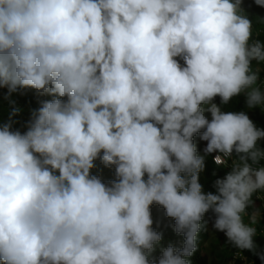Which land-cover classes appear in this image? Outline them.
Listing matches in <instances>:
<instances>
[{
	"label": "clouds",
	"instance_id": "9594fccd",
	"mask_svg": "<svg viewBox=\"0 0 264 264\" xmlns=\"http://www.w3.org/2000/svg\"><path fill=\"white\" fill-rule=\"evenodd\" d=\"M253 23L244 0H0V262L191 264L209 212L235 261H264V129L223 109L243 94L264 110ZM29 89L52 99L13 129L11 96ZM212 154L228 169L214 193L200 182ZM97 160L114 179L92 174ZM152 205L182 247L161 246Z\"/></svg>",
	"mask_w": 264,
	"mask_h": 264
},
{
	"label": "trees",
	"instance_id": "16d2710c",
	"mask_svg": "<svg viewBox=\"0 0 264 264\" xmlns=\"http://www.w3.org/2000/svg\"><path fill=\"white\" fill-rule=\"evenodd\" d=\"M244 6L247 9L250 18L256 20L258 23H264V8L257 7L254 4V0H244ZM181 63H183L181 61ZM6 89H0V123L7 122L9 118L10 104L9 100L5 99ZM11 99L16 102V106L21 109V112L13 117L15 123L13 124V129H20L21 131L25 130V123L30 117V111L34 108L39 107V102L41 100H49L52 97L47 95H39L35 90H24L23 94L14 93L11 96ZM245 96L242 94L238 97L233 98L229 105L223 106V109L226 111H246L250 119L256 124L257 127L264 129V116L260 114L258 109L255 107L253 109H248L245 103ZM215 103L220 104V98H215ZM205 115L208 119H211L210 113L205 112ZM194 142L197 146V151L203 155V149L206 146L205 141L200 139V135L197 134L194 137ZM259 146L264 148V140L259 141ZM96 167L92 169V174L98 175L102 178L104 182L112 180L115 178L114 168H107L100 161H96ZM206 170L201 173L200 182L203 185L205 192H215L213 187L214 180L217 177H223L225 172L228 169L218 167L213 162V154L208 156L206 159ZM213 172H216V176H213ZM255 199V197H254ZM256 207L260 209L261 216L260 220L257 223V236L256 243L260 246V250H264V200H256ZM152 218H153V228L163 234V239L161 242L162 247H166L169 243L173 244L176 247H182L184 237L182 235H177L174 232L173 225L174 220L166 217L165 210L158 206H151ZM214 215L212 212L206 213L204 220L208 221V230L202 231L197 240L198 249L197 251L189 258L191 264H217L216 260H213L212 255L214 254V248L210 245L206 246L205 244L208 240L215 235V229L212 227V220ZM247 221V218H245ZM213 248V249H212ZM244 256L248 259L250 264H264V261L253 255L249 251L243 252ZM160 248L153 253L154 257H159ZM212 259V261H211ZM2 264V262H0ZM237 264H243L241 261H237Z\"/></svg>",
	"mask_w": 264,
	"mask_h": 264
},
{
	"label": "rangeland",
	"instance_id": "374dc122",
	"mask_svg": "<svg viewBox=\"0 0 264 264\" xmlns=\"http://www.w3.org/2000/svg\"><path fill=\"white\" fill-rule=\"evenodd\" d=\"M208 245L214 248L212 258L217 261V264H237V261H235L237 260L235 259L237 257V249L231 247L230 245H226V237L223 232L215 230V235L208 240L205 244V248Z\"/></svg>",
	"mask_w": 264,
	"mask_h": 264
},
{
	"label": "built area",
	"instance_id": "2783aa9c",
	"mask_svg": "<svg viewBox=\"0 0 264 264\" xmlns=\"http://www.w3.org/2000/svg\"><path fill=\"white\" fill-rule=\"evenodd\" d=\"M253 38L254 39H262L264 38V27L257 26L255 23H253ZM262 80H264V72L261 73ZM261 109V107H260ZM261 113L264 115V110L261 109ZM216 155V154H214ZM214 162L217 166H223L222 165V160H216L214 159ZM264 164V161L261 162ZM235 259H240L242 261H246L245 259H241L239 256H237Z\"/></svg>",
	"mask_w": 264,
	"mask_h": 264
}]
</instances>
